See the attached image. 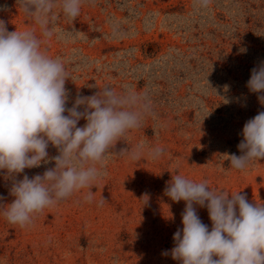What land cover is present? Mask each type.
Wrapping results in <instances>:
<instances>
[{"label": "rangeland", "instance_id": "374dc122", "mask_svg": "<svg viewBox=\"0 0 264 264\" xmlns=\"http://www.w3.org/2000/svg\"><path fill=\"white\" fill-rule=\"evenodd\" d=\"M55 3L42 26L17 0H0V20L8 31H33L64 62L67 107L111 88L136 98L130 110L142 123L117 141L91 189L45 209L28 227L2 215L14 180L0 170V264H181L170 250L186 205L166 195L173 176L264 203V159L237 171L226 157L242 155L243 127L264 111V93L247 87L264 63V0H83L75 21ZM48 153L49 163L15 179L54 168L58 149L49 145ZM196 207L211 230L207 208Z\"/></svg>", "mask_w": 264, "mask_h": 264}, {"label": "clouds", "instance_id": "9594fccd", "mask_svg": "<svg viewBox=\"0 0 264 264\" xmlns=\"http://www.w3.org/2000/svg\"><path fill=\"white\" fill-rule=\"evenodd\" d=\"M17 3L42 26L56 7L55 0ZM82 3L61 0L60 8L75 21ZM43 35L52 33L45 30ZM68 79L64 62L50 57L33 31H8L0 20V170L14 180L10 189L14 200L2 211L7 223L28 227L45 209L91 189L105 174L106 160L117 141L141 126V113L130 110L136 98L118 95L111 88L77 96L67 107ZM247 87L250 92L264 93V63L252 69ZM258 99L264 104V95ZM81 119L86 124L78 127ZM242 135L238 145L242 155L226 156L237 171L264 159V111L245 123ZM49 145L59 152L51 158L55 167L42 175L15 179L25 169L49 163ZM161 153L157 148L153 154ZM131 158L139 159L140 152H132ZM165 192L172 201L186 205L181 214L183 227L173 235L174 260L181 264H264V203H250L240 191L217 193L207 181L195 182L179 174L172 177ZM92 198L89 191L85 199ZM196 206L207 208L211 230Z\"/></svg>", "mask_w": 264, "mask_h": 264}]
</instances>
